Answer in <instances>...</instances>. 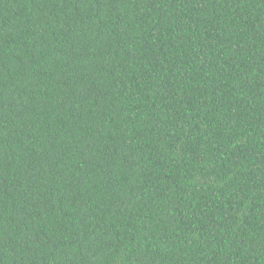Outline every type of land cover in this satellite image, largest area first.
Wrapping results in <instances>:
<instances>
[{
	"label": "trees",
	"instance_id": "obj_1",
	"mask_svg": "<svg viewBox=\"0 0 264 264\" xmlns=\"http://www.w3.org/2000/svg\"><path fill=\"white\" fill-rule=\"evenodd\" d=\"M0 264H264V0H0Z\"/></svg>",
	"mask_w": 264,
	"mask_h": 264
}]
</instances>
